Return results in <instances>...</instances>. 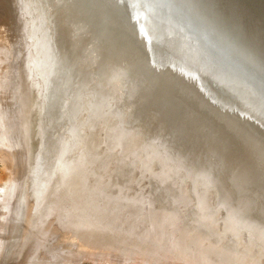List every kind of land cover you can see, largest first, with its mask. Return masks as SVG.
Returning <instances> with one entry per match:
<instances>
[{"label":"bare ground","instance_id":"bare-ground-1","mask_svg":"<svg viewBox=\"0 0 264 264\" xmlns=\"http://www.w3.org/2000/svg\"><path fill=\"white\" fill-rule=\"evenodd\" d=\"M100 1H101L100 6H102L101 16L103 17L105 24L99 27V32L101 30L100 34L102 36V39H104V42L107 43V50L109 51L111 48L113 49L111 45V35L115 34L117 43L122 44V46L126 47L125 53L123 54V56L126 57V65H121V68H122L121 73H123L124 75L126 73L132 74L131 75L132 78L135 77L137 81L136 83L137 90L135 91L136 97L131 98V100H134L135 102H137L139 109L142 108L140 106L142 102L140 99L145 100L147 102V106L150 109L151 107H152V110L155 109V112H154V117H155V126H154L155 133L154 134L155 136L148 135L149 141L147 139H144V140H147L145 141V143H143L142 140H141L142 142L140 141L142 143L141 150L144 149L143 151H141L143 153V158L141 159L142 162L140 163V167H145V169H148L149 167L150 169L152 167L153 163L151 162H153V160L157 164L155 172H153L152 169L149 170L152 174L151 177L154 179L153 181H155V182H152L154 183L153 187H150V189L152 188L151 191L154 196L153 198L156 200L157 203H160L159 206H162V205L164 206L172 205L173 206V204L176 205L177 202L173 200L174 199L173 197H170L171 194H169L165 186V183L173 184L174 182H176L175 177H179L178 179H180V177H182L183 179L185 178L189 182L188 183V186L190 188L189 191L194 194L199 204H200V201L205 202L204 201V197L206 195L205 193L207 189L211 187L215 192V194L213 195H216V198H217L216 203L218 201L220 207H224L223 209L226 211L225 215L222 216L221 220L223 221V223L225 222L223 229L228 230V234L231 236H228L226 241L223 240V242H221L223 243L222 247H219V245H217L218 248L216 246L215 250H212L210 248V246H212L210 245V242L209 243L205 242V245L202 246L201 239H200V243H201L200 244L199 242H197L198 240L196 241L193 240L194 238H191V236H190L191 239L186 240L187 244L184 245L185 248L179 246L178 243H177L178 244V248H177L176 246H174L175 244H172L173 243L172 241H171L172 243L169 244L170 240H168L167 242L166 240L162 239L163 241H166L168 245H166V242H162V240L161 242L160 240L158 242L152 241L153 243L146 241V243H148V246L146 245L143 246L140 244L138 250H136V247H135L136 243L133 242L131 239L135 238L134 235H136L135 232L137 231L136 229L138 228L131 227L129 225V222H126V223L124 222L125 224L123 225L119 223L122 222L123 220H127V221L129 220L130 222L133 223L131 224L135 226L134 224L138 223L137 220H139V218L144 213H146L144 216H146V218L148 216L152 219L151 221L148 220V222H150L149 225H151V228L149 227L151 229L149 233L154 232L156 235L159 234L161 236H164L165 234H167L166 233L167 229L165 230V228L168 226V224L166 223L165 217L170 216L171 213L168 215L167 213L168 211L164 210L163 212V210H161L162 208H158L159 209L158 210L156 207H154L156 208L155 210L154 209L146 210L145 208V210L143 209L144 212L137 213V211H134L137 209L133 210L131 205H129V207L131 208H129L128 210H122L121 212H117L119 210L117 209L116 206H114V208L116 209H114V212H113L114 214H112L111 216L112 218L107 220L108 224L106 226H103L100 223V221L89 222L88 227L98 229L95 232L90 231L91 238L86 236L87 238L86 239L85 236H81L79 239L80 243L77 244V248L69 246V244L71 245L73 243L71 240H68L66 241L68 244L67 246L68 248L67 247H66L67 249L63 248L64 249L63 250L61 249V246L59 247V245L53 244L52 240L55 237L52 236L53 234L49 233L51 232L52 228H49V227L45 228L46 226L42 225L43 223L41 224L42 227H40V225L38 226L41 220H44V224H46L45 221L48 222L49 220V222L51 223L52 221H54L55 218H57V220L61 219L62 221H64L63 223H65V226H68L69 221L72 218L71 212H70L71 205L69 204L71 200L69 199L71 190L69 187L66 188L67 186L66 179L68 175L64 174L65 175V178H64V175H62V172L64 171H62L61 173L60 171H58V166H59V163L61 162L60 161L56 165L57 171L55 175L50 180L48 192L43 191L42 193V195L44 196L43 201L46 202V204L44 203V205H42L43 202H41L42 206H40L41 207L40 212L39 213L35 212L36 213L35 218L37 219L36 221L38 223L36 227L37 226L38 227L35 228L32 233L29 234L30 236L28 239H30L31 242L27 239V241L30 242L29 246L32 244V247L30 246L31 249L28 247V251H30V254L29 253L28 254H29V257H31L29 264H67V263L79 262L84 259L94 261V262H101L105 260L109 264H112V263L113 264H185L183 261L188 262V264H195V263L238 264V262L235 261L236 260L235 258H237L236 256H239L240 260H242L241 259L242 257H240V255L243 256L244 260L246 259L245 258L246 256L243 255L242 253H239V251H235V250H238V249H235L233 251L235 252L236 256L231 257L230 252H225L227 248H231L228 246L231 245V242L232 244H235L233 243V241H236L239 237L240 232L244 231L246 233L244 236V241L246 240L248 234L250 235L253 234L254 241L260 244V247H262L261 245L262 243H260L261 239L259 238L260 239L259 241L256 235V234H259V232H262V230L258 231L257 229L254 228V226H256V228L263 227L264 229V224L262 223L264 219V201L260 202L258 200L261 198L264 199V0H100ZM107 4L109 5L107 6ZM85 5L86 4L84 3V1L78 0L79 7L82 8V7H85ZM100 6H99V0L93 1V7L95 10V13L99 12ZM121 10L125 11L126 13H124L122 17H119L118 11H121ZM127 20H128L127 28H125L123 21H127ZM98 21L100 22V18ZM66 25L70 26L68 24ZM59 26L61 27L58 30L59 44L57 43L55 39L56 44L50 47L51 50L49 48L51 52L50 57L52 56V54L53 55L55 54L57 56L56 58L57 62H54V64L56 63V67H59L61 64L60 63L61 60L59 61V59L62 58V54H65V57H69V53L66 52L68 48L65 46L64 47L62 46V37H61L62 31H64L65 34L68 33V27L61 26V25ZM18 35L20 34L18 33ZM18 39H19V36H18ZM63 42L66 44L68 43V38L66 36L63 38ZM118 48L119 46H116L117 57H120L122 54H120ZM4 49L6 48L4 47ZM121 50L123 51V49ZM107 54L111 56L113 59L114 52L112 54V52L109 51ZM137 54L139 55V58L136 59L135 57ZM41 55H44L43 59L41 58L40 61H38V63L34 62L33 68L35 69L36 67L35 71L37 72V75L40 77L41 76L43 77L44 75H46L43 70L47 68V64H45L44 62L45 61L49 62L51 61V59L48 60L47 58L48 56L47 49L46 51L41 52ZM34 60H36V58H34ZM62 63H64L66 66H69L72 70L76 66L74 65L75 60H73L71 56L68 58V61L66 62L62 61ZM2 64L4 65L5 63L3 62ZM118 64H120L119 60H118ZM15 65H16L15 70H14L13 76L11 77L13 79L12 80L10 79L8 81L9 83H6L4 85V83L7 82L6 80H8L7 78L5 79V74L1 75V79H0V82H1L0 83V111H1L0 154L1 152L5 151L4 149L9 151L12 155V160H13V164L15 168L14 169L15 172H13L14 176L12 179L13 183L11 182V184L8 186V190L6 189L5 192L3 191V197H2L3 199H1L2 214L0 215V264H21V260H22L21 259V256H22L21 247H23L21 245L22 244L21 243V239H22L21 238V219L23 218L22 214H24L23 210L26 207V204H27L26 197L28 195L26 193H24V195L23 193L21 194V140H22L21 139V135H22L21 129L23 127L22 124H24L23 121L25 120L27 121L29 118L26 117L25 120L23 119V115H26L28 111L27 113L23 112L24 108H22V105L25 106L26 104H24L25 102L23 103V100L21 98L22 96V93H21V87H22L21 77L22 76L21 74L22 73L19 72L20 71L19 63H15ZM162 67H164L167 70V72L164 74H161L160 72ZM135 73H136V76L134 75ZM56 80H58V77L56 78ZM141 80H146L147 86L141 85ZM9 84L11 86H9ZM24 85L25 84H23V86ZM190 85H194V86H191L193 87L191 88L192 90H190L189 88ZM82 86L83 85H80L79 87L83 88ZM10 88L14 89V92H12L11 94H10ZM197 90L202 94L203 97H201L200 93ZM204 90H205V94H204ZM75 92H77L76 87H75L74 93ZM130 93L133 96L134 91H131ZM194 93L195 95H193ZM110 94L111 96L113 95V93H110ZM203 99L204 101L209 100L211 104H214L213 108L206 109L205 106L196 104V101L203 100ZM115 100L116 98L114 99V101ZM123 103H124V100H123ZM124 105L128 106V104L126 103H124ZM113 107L115 109L118 108V107L117 108L115 107V104ZM96 110L94 112H96ZM112 111H110V108H109V112L111 113ZM114 112H116V110H114ZM97 113H99L100 115L99 111H97ZM117 113H118V110H117ZM116 114L114 116H116ZM127 114L130 116L128 112ZM114 120L116 121V119ZM122 120H124V117ZM164 120L165 122L169 124V127L167 129H163L165 128L163 127L165 126ZM51 122L52 121H50V123ZM50 123H48V125ZM114 124L116 125V123ZM111 125L113 124L111 123ZM123 125H121V127ZM92 127H93V124H92ZM109 127H112V126H109ZM125 127L122 128L121 131H123ZM117 129H120V128L118 127ZM134 130H136V128H134ZM110 131H114V130L110 129ZM126 131L128 130H125L124 132ZM160 131H161V134H163L162 132H165L167 134V137L171 140V143H174V144L176 143L178 145L180 144L179 145L181 147L180 151H176L177 153L170 154L169 150L162 147L160 142H162V140L164 142V139L161 140V138L157 137L160 135ZM71 132L73 131L70 130L69 134L67 135V138H65L64 140V142L66 140L68 141L70 149L72 148L70 146H72V144L74 143L72 140V137L74 136H72ZM89 133L92 134L91 132ZM136 134L138 135L137 132ZM92 135H94V133ZM87 136H90V135H87ZM107 137L108 135H106V138ZM247 137L251 138V141H250L251 146L247 145L248 148L253 147L256 151V153H254V157H255L253 160L254 163H252V161H249L246 157H244L243 148L246 145V143L243 142L241 138L248 139ZM23 138H25V136ZM96 140L97 139H95V141ZM137 140L139 139L137 138ZM64 142L62 144H64ZM124 142L125 141H123L121 138L120 144H119L120 148H123ZM83 143H86V142H83ZM93 143H96V142H93ZM93 143L91 145H93ZM168 144L169 143H167V145ZM105 146L109 148L108 143H106ZM96 148L97 147H95V149ZM123 149L125 150V148ZM181 150L184 151V155L181 153ZM70 152H72V150ZM70 152H66L67 156L65 157L67 158L64 157L66 159L65 160L66 163L67 162L72 163L70 162L71 156H69L68 154ZM202 152L204 154L210 153L214 155L216 160L222 163V167H224L225 170L228 168L230 172L232 173H228L226 171L227 176L225 179L218 178L216 175L211 174V171L207 170V165H203L202 160L200 161L198 160L199 158L197 156L200 155V153ZM212 152H214L216 155ZM4 155L6 154L4 153ZM4 155H3L4 158L0 156V162L3 164L2 165L3 177L1 181V183L3 182L2 185L6 184L8 177L10 179V177L12 176L9 173V169L11 166V162L8 158L9 156H7L6 158ZM57 155L60 158L59 160H62L63 158L61 157L62 153L57 152ZM195 155H196V158H195ZM129 157H131V155L123 156L122 158L123 162L120 163L118 167V169L120 170L118 176L120 178H125V177L130 178L131 176V173H129L130 171H127L129 167L131 168V164H129V162L131 163V161H129L130 159H128ZM89 159L90 158H88V160ZM99 163L101 162L99 161ZM75 168H77V166ZM176 170L181 171L180 174L182 175L179 176L175 174ZM80 171L82 172V170ZM114 172H118V171H114ZM100 174L102 173H99V175L98 174L96 175L100 176ZM90 176L91 175H88L89 177L88 179H90ZM92 176H94V173L92 174ZM79 178H81V176ZM83 178L85 177L83 176ZM91 178L94 179L95 177H91ZM64 179H65V182L63 181ZM229 179H231V182ZM97 181H99V178L97 179ZM1 183H0V188L2 187ZM63 183H65V190H63L62 188ZM94 183L96 184L97 182L94 181ZM95 184L93 185L96 187L101 185L100 184L97 186ZM76 185H78V182L77 184H75V187ZM86 185L88 186V184ZM118 185H122V183ZM91 187L92 186L87 187V188L89 189ZM128 187H131V186L129 185ZM99 188L101 190V186ZM113 188L115 189V187ZM118 188L117 190H119ZM246 188H248L249 191L254 190V193L256 191L255 196L251 195L254 198V200L255 198L257 200L255 209L253 211H252V207L250 206H251V203L254 201H252L251 203H248L247 199H245L246 201L242 200V197H244L242 194L243 193L246 194L245 192ZM105 189L106 187L105 188L103 187V190ZM95 190H98V189H95ZM124 190L121 189V191H118L119 194L116 193L115 196L113 195L114 193H112V195L114 196L113 197L114 199L117 197L116 198L117 202L115 201L116 203H119V201L122 200L121 195L124 192ZM141 191L143 192V190ZM84 192H83L84 194L88 193V192L86 193V191ZM99 193H98V196H99ZM107 194H109L108 191H107ZM92 196L93 198L95 197V195H92ZM107 197H105L106 200L109 199V198L107 199ZM159 197L162 198V200L159 199ZM39 198H41V196H38V200ZM95 198H97V196ZM110 198H111V195H110ZM76 199H73V200H76ZM80 200H83L82 204L83 202H85L84 199H80ZM131 203L132 202H130V204ZM86 204L87 203H85V206ZM91 204H92V201H91ZM91 204H87V205L88 206L90 205L91 207ZM93 204L95 203L93 202ZM96 204H95V207H96ZM98 204L100 205V203ZM111 205H113V203ZM121 205L119 206L121 207ZM52 206L53 207L56 206V208H52ZM76 206L77 204L75 205V207ZM88 206L85 208L82 206H79V207L88 209ZM101 206L103 207L105 205H103L102 203ZM111 207L112 206H108V209L110 210ZM120 207L119 209H121ZM176 207L177 208H175V210L178 209L179 206H176ZM237 207H241V210L246 211L247 213L245 218L239 217L241 219L240 221H238L235 216L239 213L233 211L234 208H237ZM105 208L106 207H104V209ZM150 208H153V207H150ZM216 208L213 207L212 209L209 210V212H207L208 215L210 213L212 220H214V211ZM112 210L113 209H111V211ZM77 211L78 210H76L75 213ZM82 211L85 212V210H82ZM199 211L201 210L199 209ZM100 213L101 215L104 214V212L102 213L101 211ZM100 213H97V214H100ZM132 213H134L135 217L131 219L130 216ZM192 215L194 216V214ZM186 216H189V215H186ZM73 217H74V214H73ZM190 217H191V214H190ZM93 218L92 220L95 219ZM108 218L109 217H107V219ZM116 218L117 220L113 221V219H116ZM154 218L159 220L157 222L159 223V225L156 223ZM205 218L203 220H205ZM247 218L252 219L253 221L248 220ZM96 220H98V217H96ZM162 220L163 222H161ZM176 220H179V219L177 218ZM182 220L183 221L179 222V225L180 223H183V222L188 223L190 218L188 219L184 217V219ZM203 220L201 224L207 221L205 220L203 222ZM144 221H147V220H144ZM172 221L170 220V222ZM194 221L196 222L197 219ZM141 222H142V219H141ZM191 222L193 224V220H191ZM59 223L61 222L59 221ZM147 223L145 224L147 225ZM153 223L157 224L158 226L154 227ZM192 224H191V227H192ZM140 226H143V225H139V227ZM184 226L186 225L181 224L180 228L185 229ZM195 226L197 225L195 224ZM202 226H205L206 228L207 225L203 224ZM144 227L146 226L144 225ZM171 227L172 226H170V228ZM208 227H209V224H208ZM197 229H194L193 231V229L188 227L187 231L190 230L192 233L197 231V233L198 232L200 233V231L203 230V227H202V230H197ZM208 229L210 228H207V230ZM210 230L208 231L210 232ZM53 231H56V230H53ZM144 231L142 229L141 230L139 229L137 232V235L140 236V233L142 235V232L144 233ZM169 231L171 233V230ZM174 232L176 235L175 237L173 236V238L176 239L177 237L179 240L180 237L179 235L177 236L178 231L175 230ZM154 233L152 235H154ZM204 233H206L205 230H204ZM204 233L202 235H204ZM214 233H217V232L214 231ZM219 233L220 231L218 232V234ZM146 235L147 234L144 233V237H146ZM159 235L158 237H160ZM216 235H214V237L212 236L211 240L219 237V235H217V237ZM149 236L150 235L148 234L147 237ZM263 237H264V234H263ZM92 238H95L96 240H93ZM139 239H141V237H139ZM151 239L156 240V238L150 237V240ZM218 239H221V238H218ZM87 240L90 243H87ZM98 240H100L101 242H99ZM52 244L54 246H52ZM149 244H153L151 245V247L153 248L149 247ZM213 245L215 246V244ZM130 247H134V251H129ZM245 247L250 249L249 247H247V245ZM164 249L168 250L170 252L169 255L171 256L164 254V252H166ZM207 250L211 252L210 256ZM204 253H207L209 258H207L205 256L206 254ZM249 255H252V254H249ZM254 256H256V253ZM200 258H203V260H201ZM251 259H254V258L252 257ZM248 260H250V258H248ZM257 260H261V259H257ZM250 262L252 261L250 260ZM242 264H248V263L245 261H242Z\"/></svg>","mask_w":264,"mask_h":264},{"label":"rangeland","instance_id":"rangeland-1","mask_svg":"<svg viewBox=\"0 0 264 264\" xmlns=\"http://www.w3.org/2000/svg\"><path fill=\"white\" fill-rule=\"evenodd\" d=\"M20 2H21V0H0V79H1V75H3V74H5V79L7 78L8 80H6L7 82H5L4 83V85L6 84V83H9L8 81L11 79H13V78H11L12 76H13V73H14V70H15V63H19V66H20V73H22L21 74V78H22V81H21V83H22V87H21V93H22V96H21V98H22V100H23V103L24 104H26L25 106H23L22 105V108H24L23 109V112H25V113H27V111H28V115L26 116V115H23V119L25 120L26 119V117H28L27 119L29 120V122H28V120L26 121H23V123L24 124H22V129H21V134L22 133H24L23 135L25 136V138H23L24 136L23 135H21V139H22V145H23V147L25 148V149H27V145H29L31 148H32V150L34 151V153H35V159H36V162L35 163H37V166H36V169H35V171H34V180H33V178H32V180H33V182L35 183H37L36 185H38L37 187H39L38 189H39V191L36 193V200H37V196H41V198H39V200H37L36 202L37 203H35L36 205H31L30 203L25 207V209L23 210V213L24 214H22V219H21V245L23 246V247H21V264H29L30 263V258L31 257H29V254H30V251H28V247L30 248V246L32 247V244L29 246V244H30V239H28L29 238V234L30 233H32L33 232V230L35 229V228H37L39 225H40V227H42V225H45L44 227L45 228H52L53 230H56V231H53L52 229H51V232H49L50 234H53L52 236L53 237H55V238H53V240H55V241H53L52 240V242H53V244H55V245H59V247L61 246V249H67L68 247V244H67V242L66 241H68V240H71L72 241V243L73 244H69V246H71V247H76L77 248V244L78 243H80L79 242V239H80V237L81 236H85V238H86V236L87 237H90V231H93V232H95V231H97L98 229H94V228H91V227H88V223L89 222H92V221H100V223L103 225V226H106L108 223H107V220H109L110 218H111V216H112V214H114L113 212H114V209H116V208H114V206H116L117 207V209L119 210V211H117V212H121L122 210H128L129 208H131V207H129V204H130V202H132L131 204V206H132V208H133V210L134 209H137V210H134V211H137V213H140V212H144V210H145V208H146V210L147 209H158V208H162L161 210H163V212H164V210L165 211H168L167 213H168V215L170 214V216H167V217H165V219H166V223L168 224V226L165 228V230L167 231L166 233L167 234H165L164 236H161V235H159V234H155L154 232H152V233H149L150 231H151V225H149L150 224V222H148V220L149 221H151L152 219L150 218V217H148L147 216V218H146V216H144L146 213H144L140 218L142 219V222H141V219L139 218V220H137V222L138 223H136V224H134L135 226H133L132 224V222H130L129 220L127 221V220H123V219H121V220H123L122 222H120L119 224H125L126 222H129V225L131 226V227H135V228H138V229H136L137 231L135 232V234L136 235H134V237L135 238H133V239H131L133 242H135L136 243V245H135V247H136V250H138V248H139V246H140V244L141 245H143V246H148V243H146V241L147 242H152V241H156V242H158L159 240H160V242H161V240L163 239V240H166L167 242H168V240H170L169 241V244L170 243H172V244H175L174 246H176L177 248H178V244H179V246H181V247H184L185 248V244H187L186 242V240L187 239H191V238H194L193 240H198L197 242H199L200 243V239L202 240L201 241V243H202V246H204L205 245V242H210V245H212V246H210V248L212 249V250H215V247L217 246V245H219V247H222V245H223V243H221V242H223V240L224 241H226V239L228 238V236H231V235H229L228 234V230H226V229H223L224 228V225H225V222L223 223V221L221 220V218H222V216H224L225 215V213H226V211L223 209L224 207H221L222 209H218V207L215 209V211H214V220H212L211 219V216H210V213H209V215H208V213L207 212H209V210L210 209H212V205H210V203H208L207 204V201H209L210 202V200L212 199L213 200V202H215L216 203V195H213V194H215V192H214V190L211 188V187H209L208 189H207V191H206V195H205V197H204V201L205 202H200V204L198 203V200H196V197L194 196V194L193 193H191L190 191H189V186H188V181L184 178H182V177H180V179H178L179 177H175V179H176V182H174L173 184H171V186H174V187H172L173 189H172V191L171 192H169V194H171V196L170 197H173L172 199L175 201V202H177L176 203V205L175 204H173V206L171 207V206H164V205H162V206H159L160 205V203H157L156 202V200L153 198L154 196H153V193H152V191H151V189H150V187H153V184L154 183H152V182H155V181H153L154 179L151 177L152 176V174H151V172L149 171V170H151L152 169V171L153 172H155V170H156V162L153 160V162H151V163H153L152 164V167H151V165H150V169H149V167H148V169H145V167H140V163L142 162L141 161V159L143 158V153L141 152V151H143L144 149H142L141 150V147H142V141H143V143H145V140H144V135H145V131L144 130H134V128H135V126H134V124H133V122H131V116H129L128 114H127V112H128V110H126L127 108H128V106H129V102H128V100H125L124 98H123V95L120 93V92H118V91H115V92H112V90L110 89V91L108 92V94H106V96H104L103 98H100V100H98V101H96V103H94V105H93V103H92V105H89V104H87V105H85V107H81V109L79 110V112H76V114H75V119H74V121H73V123L75 124V128H76V130H75V132L73 133L74 135V137H72V140H73V144H72V146H70V147H72L71 149L69 148V150H65L64 149V147L62 146L63 144V142H64V140H65V138L67 137V135L69 134V133H67L66 134V136H64V132H67V129L69 130L70 128H71V125H72V119L70 118V115H69V117L67 118L66 117V111H67V108H68V104H72L73 103V99L72 98H70V97H68V99H67V96L65 97L64 96V93L63 92H58V94H57V96H56V99H54L55 100V103H57V106L55 107V105L54 106H52L51 107V111H50V113H51V115H49L48 117L47 116H43L44 117V120L42 119V116L40 117V113L42 114V112L40 111V113H39V111H38V104L40 105L41 104V102H43V96L44 95H46V92L48 91V88H45V86H43V85H45V80H43V78H39L40 76H38L37 75V72L35 71L36 70V67H35V70L32 68V59H33V54H35L34 52L36 51V42H37V40H36V31H35V28H34V26L36 25V21H35V19L34 18H31L30 19V14H29V18H28V12H26L25 10H26V8L24 9V7L22 8L20 5ZM10 4H13V7L12 6H10V8L12 9H14V15H13V19L12 20H14V22L16 23V29L14 28L13 30L11 29V22H9V15H10V8H9V5ZM21 7V8H20ZM20 10H21V19H20V25H18L17 23H18V18L20 17V15L18 16V12L17 11H19L20 12ZM34 19V20H33ZM30 21H32L31 22V25H29V23L28 22H30ZM19 30V31H18ZM16 31H18V32H16ZM18 33L20 34V35H18ZM18 36H19V39H18ZM28 38V39H27ZM29 40V41H28ZM17 41V42H16ZM8 42V43H7ZM5 45V46H4ZM2 46V47H1ZM6 48V49H4V47ZM8 46V47H7ZM17 47V48H16ZM4 50V51H3ZM7 51H8V53H7ZM18 51V52H17ZM28 51V52H27ZM33 52V53H32ZM3 56H2V55ZM5 54V55H4ZM30 54V55H29ZM28 55H29V57H28ZM32 57V58H31ZM5 63L4 65L2 64V63ZM12 62V63H11ZM27 62V63H26ZM29 64H30V66H29ZM26 66V67H25ZM28 66V67H27ZM22 67V68H21ZM29 67H30V69H29ZM4 69V70H3ZM24 69V70H23ZM25 69H26V71H25ZM4 72V73H3ZM16 72H17V70H16ZM58 77V76H57ZM56 77V78H57ZM56 78L53 80V79H51L52 81H49L50 82V84H53V85H56V83H57V81L58 80H56ZM56 81V82H55ZM11 82V81H10ZM24 82V83H23ZM55 82V83H54ZM1 83V82H0ZM23 84H25L24 86H23ZM8 85V84H7ZM13 85V84H12ZM9 86H11L10 84H9ZM30 88V89H29ZM34 89V90H33ZM23 91V92H22ZM12 92H14V89L13 88H10V94L12 93ZM116 92H118V93H116ZM24 93V94H23ZM110 93H113V95L111 96V94ZM61 94V95H60ZM110 94V95H109ZM118 94H119V96H118ZM23 95H24V97H25V99H24V97H23ZM30 95V96H29ZM60 96V97H59ZM121 96H122V98H121ZM101 97V96H100ZM107 97H109V98H107ZM112 98V99H111ZM116 98V100L114 101V99ZM118 98H120V99H118ZM123 100H124V103H126V104H128V106L127 105H124V103H123ZM26 101H27V103L28 104H30V105H28L27 103H26ZM83 101V103H86L87 102V96H86V99L85 100H82ZM101 101V102H100ZM113 101V102H112ZM126 101V102H125ZM105 102H107V103H105ZM120 102H122V103H120ZM53 103H54V101H53ZM104 103V104H103ZM119 103V104H118ZM114 104H115V107L117 108V109H115L113 106H114ZM118 104V105H117ZM123 104V105H122ZM32 105V106H31ZM112 105V106H111ZM117 105V106H116ZM84 106V105H83ZM92 106V107H91ZM106 106V107H105ZM123 106V107H122ZM108 107V108H107ZM121 107V108H120ZM127 107V108H126ZM28 108H30V109H28ZM94 108V109H93ZM97 110H96V109ZM100 108V109H99ZM107 110H106V109ZM109 108H110V111H112L113 109L114 110H116V112H114V110L110 113L109 112ZM28 109V110H27ZM53 109V110H52ZM92 110V111H91ZM96 110V112H94ZM117 110H118V113H117ZM97 111H99L100 112V115H99V113H97ZM105 111V112H104ZM53 112V113H52ZM122 112V113H121ZM93 113V114H92ZM116 114V116H114L115 114ZM121 113V114H120ZM129 113V112H128ZM24 114V113H23ZM96 114H98V115H96ZM121 116H120V115ZM130 114V113H129ZM118 115V116H117ZM125 115V116H124ZM37 116V117H36ZM92 116V117H91ZM124 117V120H122L123 119V117ZM130 118H128V117ZM121 117H122V119H121ZM51 120H50V119ZM71 119V120H69L68 122H67V120L66 119ZM86 118V119H85ZM95 118V119H94ZM112 118H113V120H112ZM54 119H55V121H54ZM62 119V120H61ZM114 119H116V121L114 120ZM47 120H48V122H47ZM95 120V121H94ZM121 120H122V122H121ZM50 121H52L51 123H50ZM113 121V122H112ZM119 121V122H118ZM127 121V122H126ZM26 122H28V123H26ZM94 122V123H93ZM131 122V123H130ZM0 123H1V111H0ZM45 123V124H44ZM48 123H50L49 125H48ZM62 123V124H61ZM111 123L113 124V125H111ZM114 123H116V125L114 124ZM120 123V124H119ZM122 123V124H121ZM61 124V125H60ZM69 124H70V126H69ZM92 124H93V127H92ZM124 124V125H123ZM47 125V126H46ZM54 125V126H53ZM91 125V126H90ZM120 125V126H119ZM121 125H123L122 127H121ZM125 125H126V127H125ZM129 125H132V127L130 126V128H132V129H128V131H126V132H128V133H126V132H124L125 130H127L126 128H128L129 127ZM26 126V127H25ZM33 126V127H32ZM42 126V127H41ZM50 126V127H49ZM109 126H112V127H109ZM50 129H49V128ZM52 127V128H51ZM67 127V128H66ZM120 128V129H117V128ZM125 127V129L123 130V131H121V129L122 128H124ZM46 128V129H45ZM114 128V129H113ZM88 129V130H87ZM92 131H91V130ZM93 129H95V130H93ZM110 129H112V130H114V131H110ZM115 129H116V131H115ZM47 130V131H46ZM60 130V131H59ZM90 130V131H89ZM87 131H89V132H91L92 134L94 133V135H92V134H90L89 132H87ZM131 131H132V133H131ZM135 131V132H134ZM60 132V133H59ZM86 132V133H85ZM109 132H110V134H112V135H110L109 134ZM115 132H116V134H115ZM133 132H134V134H133ZM136 132L138 133V135L136 134ZM144 132V133H143ZM49 133V134H48ZM122 133V134H121ZM27 134V135H26ZM119 134H121V135H119ZM123 134H124V136H123ZM127 134V135H126ZM136 134V135H135ZM140 134H142V135H140ZM144 134V135H143ZM37 135H39V136H37ZM50 135V136H49ZM81 135V136H80ZM85 135V136H84ZM87 135H90V136H87ZM106 135H108V137L110 138H106ZM110 135V136H109ZM130 135V136H129ZM94 136V137H93ZM112 136V137H111ZM124 137V139H123V141H127V142H124V146H123V148H125V150L123 149V148H121L120 149V147H119V144H120V142H118V140L116 139V138H118V137ZM136 136V137H135ZM37 137H38V139H37ZM48 137V138H47ZM59 138V140H58V138ZM89 137V138H88ZM96 137V138H95ZM126 137V138H125ZM139 137H141V138H139ZM86 140H84V139ZM92 138H94V139H92ZM133 138V139H132ZM137 138L139 139V140H137ZM95 139H97L96 141H95ZM132 139V140H131ZM75 140V141H74ZM93 140V141H92ZM104 140H105V142H104ZM107 140H108V142H107ZM112 141V143H111V141ZM113 140H115V141H113ZM135 140V141H134ZM142 140V141H141ZM58 141V142H57ZM89 141V142H88ZM103 141V142H102ZM141 141V142H140ZM47 142V143H46ZM77 142V143H76ZM83 142H86V143H83ZM93 142H96V143H93V145H91ZM114 142V143H113ZM132 142H134V143H132ZM106 143H108V145H109V148H110V150H109V148H107V146H105L106 145ZM128 143V144H127ZM27 144V145H26ZM111 144V145H110ZM137 144V145H136ZM39 145V146H38ZM62 147H61V146ZM78 145V146H77ZM98 145V146H97ZM102 145V146H101ZM127 145V146H126ZM41 146V147H40ZM82 146V147H81ZM90 146H92V147H90ZM94 146V147H93ZM101 146V147H100ZM105 148H104V147ZM95 147H97L96 149H95ZM140 147V148H139ZM58 148V149H57ZM84 148H86V149H84ZM127 148V149H126ZM4 149V148H3ZM103 149V150H102ZM136 149V150H135ZM139 149V150H138ZM5 151H3V152H1V154H0V156L2 157V158H4L3 157V155H4V153L6 154V155H4L6 158H7V156H9L8 158H9V160H10V162H11V166H10V169H9V173H10V175H12L11 177H10V179H9V177H8V180H7V182H6V184H3L2 185V183H1V181H2V177H3V169H2V163L0 162V183H1V185H2V187L0 188L1 190H0V215L2 214V202H1V199H3L2 197H3V191L5 192V190L7 189L8 190V186L11 184V182L13 181L12 179H13V176H14V173L13 172H15L14 171V164H13V160H12V155H11V153L9 152V151H7L6 149H4ZM72 150V152H70ZM88 150V151H87ZM94 150V151H93ZM138 150V151H137ZM45 151V152H44ZM85 151H87V152H85ZM93 151V152H92ZM127 151V152H126ZM57 152L58 153H62V156L61 157H63L62 158V160H59L60 158H59V156L57 155ZM66 152H70V153H68L69 154V156H71V160H70V162H72V163H74V164H72V163H68V165H67V163H66V159L65 158H67V157H65V156H67V153ZM80 152V153H79ZM85 152V153H84ZM125 152V153H124ZM129 152V153H128ZM137 154H136V153ZM83 153V154H82ZM110 153V154H109ZM132 153V154H131ZM134 153V154H133ZM90 154V155H89ZM93 154V155H92ZM104 155V156H103ZM129 155H131V157H129L128 159H130L129 161H131V163L129 162V164H131V168L129 167L128 169H127V171H130L129 173H131V176H130V178H125V179H127L128 181L126 182V185H124V184H122L121 185V187H119L120 185H118V184H121L122 182L120 181V179L118 178V172H114V171H119V169H118V167H119V165H118V163L120 162V160L123 158V156H129ZM133 155V156H132ZM95 156V157H94ZM65 157V158H64ZM75 157V158H74ZM93 157V158H92ZM57 158V159H56ZM88 158H90L89 160H88ZM84 159V160H83ZM86 159H87V161H86ZM93 159V160H92ZM49 160V161H48ZM51 160V161H50ZM82 160V161H81ZM97 160V161H96ZM62 163H61V162ZM93 161V162H92ZM99 161L101 162V163H99ZM119 161V162H118ZM60 162V163H59ZM89 162H90V164H89ZM107 162V163H106ZM48 163V164H47ZM59 163V166H58V171L60 170L59 168H61V170H63L64 172H66L67 171V181H68V187L70 188V190H71V194H70V197H69V199H71L70 200V202H69V204L71 205L70 206V212H71V216H72V220L70 219V221H69V225L68 226H65V223H63L64 221H62L61 219H58L57 220V218H55L54 219V221H52L51 223L49 222V220H48V222L47 221H45V223L46 224H44V220H41V222H40V224H38L37 223V219L35 218L36 216H35V214L36 213H39L40 212V209H41V207L40 206H42V205H44V203L46 204V202H44L43 200H44V196L42 195V193H43V191H46V192H48V188H49V183H50V180H51V178L54 176V173H56V169H57V167H56V165ZM66 163V164H65ZM96 164V165H94V164ZM121 163V162H120ZM16 165V164H15ZM70 165V166H69ZM73 165H74V167H73ZM81 165V166H80ZM87 165V166H86ZM93 165V166H92ZM118 165V166H117ZM68 166V167H67ZM77 166V168H75ZM80 166V167H79ZM85 166V167H84ZM89 166V167H88ZM100 166V167H99ZM16 167V166H15ZM81 167H83V168H81ZM114 167V168H113ZM73 168H74V170H73ZM80 168V169H79ZM87 168V169H86ZM99 168V169H98ZM116 168V169H115ZM142 168V169H141ZM144 168V169H143ZM96 169V170H95ZM98 169V170H97ZM104 169V170H103ZM141 169V170H140ZM71 170V171H70ZM80 170H82V172L80 171ZM85 170V171H84ZM91 170V171H90ZM86 171H87V173H86ZM89 171V172H88ZM94 171V172H93ZM95 171H97V172H95ZM107 171V172H106ZM42 172V173H41ZM69 172H71V174H69ZM90 172H91V174H90ZM94 173V176H92V174ZM180 172L181 171H179V170H176L175 171V174H177V175H182V174H180ZM79 173H81V174H79ZM99 173H102V174H100V176H97L96 174H98L99 175ZM114 173V174H113ZM103 174H105V175H103ZM109 174V175H108ZM117 175V177H116V175ZM151 174V175H150ZM74 175V176H73ZM77 175V176H76ZM88 175H91L90 176V179H88L89 177H88ZM112 175H114L115 176V178H114V176H112ZM81 176V178H79ZM83 176L85 177V178H83ZM105 176V177H104ZM108 176V177H107ZM153 176H154V174H153ZM78 177V178H77ZM91 177H98L99 178V181H97V179L98 178H91ZM104 177V178H103ZM45 178V179H44ZM64 178H65V175H64ZM110 178V179H109ZM117 178V180H115ZM142 178V179H141ZM47 179V180H46ZM86 179V180H85ZM104 179V180H103ZM111 179H113V180H111ZM41 180V181H40ZM65 180V179H64ZM63 180V181H64ZM87 180H89V181H87ZM112 182H111V181ZM93 181V182H92ZM94 181L95 182H97L96 184L94 183ZM115 181V182H114ZM149 181V182H148ZM65 182V181H64ZM77 182H78V185H76V187H75V184H77ZM88 182V183H87ZM90 182H92V183H90ZM100 182V183H99ZM117 182V183H116ZM13 183V182H12ZM99 183V184H98ZM86 184H88V186L86 185ZM93 184H95V185H100L101 186V190H100V186H98V187H96V186H94ZM159 184V183H158ZM166 184V183H165ZM183 184V185H182ZM73 185V186H72ZM104 185V186H103ZM118 185V186H117ZM131 186V187H128V186ZM180 185H181V187H180ZM71 186V187H70ZM85 186V187H84ZM90 186H94L93 188L91 187V188H87V187H90ZM107 186H108V188H107ZM117 186V187H116ZM125 186H127V187H125ZM161 186V185H160ZM65 187V183H64V185H63V188ZM103 187L105 188L106 187V189L105 190H103ZM110 187H112V188H110ZM113 187H115V189L113 188ZM119 187V188H118ZM155 187H156V185H155ZM157 187H159V186H157ZM177 187H178V189H177ZM180 187V188H179ZM32 188H33V184H32ZM85 188V189H84ZM86 188H87V190H86ZM98 189V190H95V189ZM110 188V189H109ZM117 188L119 189V190H117ZM166 188H167V190H169L168 189V186H166ZM184 188V189H183ZM47 189V190H46ZM91 189V190H90ZM121 189H125L124 190V192L122 193V197L123 198H128V199H123L122 198V200H125L126 202H127V200H128V206L126 205V202L125 201H119V203H116L115 201H113V200H111V201H109V199L108 198H110V195H111V197H113V195L115 196V194H113L112 195V193H116V192H118V191H121ZM180 189H182V190H180ZM187 189V190H186ZM79 190V191H78ZM81 190V191H80ZM90 190V191H89ZM138 190V191H137ZM141 190H143V192L141 191ZM146 190V191H145ZM40 191H42V192H40ZM78 191V192H77ZM84 191H86V193L89 195H87V194H84L85 192ZM94 193H93V192ZM98 191V192H97ZM107 191H108V193L109 194H107ZM129 191V192H128ZM149 191V192H148ZM183 192L182 193V195L179 193H177V192ZM212 191V192H211ZM81 194H80V193ZM84 192V193H83ZM91 192V193H90ZM100 192V193H99ZM138 192V193H137ZM145 192H147V193H145ZM77 193V194H76ZM83 193V194H82ZM90 193V194H89ZM93 193V194H92ZM98 193H99V196H98ZM129 193V194H128ZM132 193V194H131ZM142 193V194H141ZM27 194V193H26ZM105 194H107L108 195V197H107V195H105ZM131 194V195H130ZM146 194V195H145ZM175 194V195H174ZM28 195H30V194H28ZM27 195V197H30V196H28ZM79 195V196H78ZM85 195H87V196H85ZM90 195H91V197H90ZM92 195H95V197L97 196V198H93V196ZM103 195V196H102ZM105 195V196H104ZM133 195H135V196H133ZM144 195V196H143ZM152 195V196H151ZM76 196V197H75ZM81 196H82V198H81ZM86 198H85V197ZM128 196V197H127ZM138 196V197H137ZM175 196V197H174ZM181 196V197H180ZM27 197H26V199H27ZM89 197V198H88ZM98 197H99V199H98ZM103 197V198H102ZM105 197H107V199L108 200H106V198ZM130 197V198H129ZM144 199H143V198ZM189 197V198H188ZM77 198V199H76ZM79 198V199H78ZM73 199H76V200H73ZM80 199H84V201L85 202H83V204H82V201L83 200H80ZM96 199V200H95ZM102 199V200H101ZM143 199V200H142ZM159 199H161L162 200V198H160L159 197ZM183 199V200H182ZM185 199V200H184ZM193 199H194V202H193ZM208 199V200H207ZM77 200H78V202H77ZM101 200V201H100ZM106 200V201H105ZM147 200V201H146ZM179 200V201H178ZM91 201H92V204H91ZM100 201V202H99ZM134 201V202H133ZM171 201V200H170ZM181 201H183V202H181ZM39 202V203H38ZM41 202H43L42 203V205H41ZM75 202V203H74ZM80 202V203H79ZM93 202L96 204L97 202L98 203H100V205L98 204H96V207H95V204H93ZM109 202V203H108ZM113 203V205H111L112 203ZM115 202V203H114ZM154 202V203H153ZM156 202V203H155ZM161 202V201H160ZM168 202H169V200H168ZM26 203H27V201H26ZM72 203V204H71ZM79 203V204H78ZM85 203H87V204H91V207H90V205L88 206L87 204H86V206H85ZM102 203H103V205H105V206H101L102 205ZM111 203V204H110ZM77 204V206H78V208H77V206L75 207V205ZM108 204V205H107ZM115 204V205H114ZM121 205V207L119 206V205ZM181 204V205H180ZM183 204H185V205H183ZM204 204H205V206H204ZM94 205V206H93ZM140 205V206H139ZM175 205V206H174ZM79 206H82V207H87L88 206V209L86 208V209H84V208H81V207H79ZM108 206H112L111 208H110V210L108 209ZM125 206V207H124ZM134 206H135V208H134ZM145 206V207H144ZM153 207V208H150V207ZM176 206H179L178 207V209H176L175 210V208H177ZM204 206V207H203ZM207 206V207H206ZM74 207V208H73ZM95 209H94V208ZM102 207V208H101ZM104 207H106L105 209H104ZM119 207L121 208V209H119ZM128 207V208H127ZM154 207H156V208H154ZM209 207H211V208H209ZM52 208H56V206L55 207H53L52 206ZM81 208V209H80ZM98 208V209H97ZM123 208V209H122ZM127 208V209H126ZM208 208V209H207ZM37 209V210H36ZM94 209V210H93ZM100 209V210H99ZM107 209V210H106ZM111 209H113L112 211H111ZM144 209V210H143ZM199 209L201 210V211H199ZM207 209V210H206ZM76 210H78L76 213H75V211ZM82 210H85V212H83ZM89 210V211H88ZM95 210H97V211H95ZM99 210V211H98ZM133 210H132V212H133ZM143 210V211H142ZM159 210V209H158ZM171 210V211H170ZM198 210V211H197ZM221 210V211H220ZM95 212V214L97 215H95L94 214V212ZM100 211L103 213L104 212V214H102L101 215V213H100ZM107 211V212H106ZM177 211H178V213H177ZM36 212V213H35ZM73 212V213H72ZM80 212V213H79ZM83 212V213H82ZM110 212V213H109ZM179 212H180V214H182V215H180L179 214ZM201 212H202V217L201 218H199L197 215H200L201 214ZM206 212V213H205ZM224 212V213H223ZM85 213V214H84ZM97 213H100V214H97ZM173 213V214H172ZM73 214H74V217H73ZM82 214V215H81ZM105 214H107V215H105ZM119 214H121V213H119ZM156 214V213H155ZM190 214H191V217H190ZM192 214H194V216L192 215ZM207 214V215H206ZM85 215V216H84ZM93 215H95V216H93ZM101 215V216H100ZM105 215V216H104ZM184 215V216H183ZM186 215H189V216H186ZM33 216V217H32ZM81 216V217H80ZM88 216V217H87ZM109 217L108 219H107V217ZM193 216V217H192ZM197 216V217H196ZM205 216H206V218H205ZM86 217V218H85ZM95 219H94V218ZM96 217H98V220H96ZM131 219L132 218H134L135 216H134V213H132L131 214ZM143 217V218H142ZM151 217H152V215H151ZM159 217V216H158ZM170 217H171V219H170ZM184 217H186V218H190V222H191V220H193V224H194V226H195V224L197 225V226H195V228H194V226H193V224H192V222L190 223L189 221H188V223H185V222H183V223H180V225H179V222H181V221H183L182 219H184ZM32 218V219H31ZM78 218V219H77ZM90 218V219H89ZM92 218L94 219V220H92ZM100 218H101V220H100ZM106 220H105V219ZM124 218V217H123ZM145 218V219H144ZM179 219V220H176V219ZM205 218V220H207V221H205V220H203ZM208 218V219H207ZM211 219V221H210V219ZM46 219V218H45ZM75 219V220H74ZM85 219V220H84ZM155 219V221H156V223L159 221V220H157L156 218H154ZM197 219V221L195 222L194 220H196ZM201 219V220H200ZM226 219V218H225ZM81 220V221H80ZM89 220V221H88ZM104 220V221H103ZM144 220H147V221H144ZM170 220L172 221V222H170ZM202 220H203V222L205 221L206 222V224H205V222L204 223H202L201 224V222H202ZM55 221H57V222H55ZM59 221L61 222V223H59ZM74 221V222H73ZM114 221V220H113ZM39 222V221H38ZM55 222V223H54ZM104 224H103V223ZM125 222V223H124ZM141 222V223H140ZM148 222V223H147ZM154 222V221H153ZM161 222H163V220L161 221ZM170 222V223H169ZM43 223V224H42ZM132 223V224H131ZM143 223V224H142ZM145 223H147V225L145 224ZM199 225H198V224ZM212 223V224H211ZM214 223V224H213ZM221 223H223V224H221ZM38 224V226L36 227V225ZM42 224V225H41ZM47 224H48V226H47ZM154 224V227L155 226H158L159 225V223H157V224H155V223H153ZM175 224H176V226H175ZM181 224L183 225V224H185L186 226H184L185 227V229L183 228V229H181L180 228V226H181ZM191 224H192V227H191ZM207 225L206 226V228H205V226H202V225ZM208 224H209V227H208ZM57 226V227H55V226ZM61 225V226H60ZM139 225H143V226H140V227H142V228H140L139 227ZM144 225L146 226V227H148V228H146V227H144ZM51 226V227H50ZM52 226H54V227H52ZM163 226V225H162ZM170 226H172L171 228H170ZM175 226V227H174ZM179 226V227H178ZM212 226V227H211ZM218 226V227H217ZM222 226V227H221ZM63 227V228H62ZM144 227V228H143ZM150 227V228H149ZM169 227V228H168ZM183 227V226H182ZM188 227H190L191 229H193V231H194V229H197V230H202V227H203V230L202 231H200V233L198 232L197 233V231L196 232H194V233H192L190 230H188L187 231V229H188ZM162 228V227H161ZM178 228H179V230H178ZM201 228V229H200ZM205 228V229H204ZM207 228H213V229H208V230H210V232L207 230ZM216 228V229H215ZM217 228H218V230L220 231V233L218 234V230H217ZM222 228V229H221ZM64 231H63V230ZM143 230L144 231V229H145V231H147V232H145L144 231V233L145 234H147L146 235V237L148 236V234L150 235L149 237H144V233L142 232V235H141V233H140V236L139 235H137V232H138V230ZM150 229V230H149ZM177 230L178 231V233H177V236L179 235V240H180V242H179V240H178V238L176 237V239L175 238H173V236L175 237V230ZM181 229V230H180ZM49 230V229H48ZM61 230V231H60ZM149 230V231H148ZM169 230H171V233H172V235H171V233H170V231ZM204 230L206 231V233H204ZM217 230V231H216ZM62 233H60V232ZM191 233H190V232ZM214 231L215 232H217V233H214ZM59 232V233H58ZM140 232V231H139ZM183 232V233H182ZM188 232V233H187ZM211 232H213V233H211ZM227 232V233H226ZM55 233V234H54ZM154 233V235H152ZM170 233V234H169ZM204 233V235H202ZM24 234H25V236H24ZM196 234H197V236H196ZM201 234V235H200ZM208 234V235H207ZM219 235V237L218 238H221V239H218V238H216V239H212L211 240V237L213 236L214 237V235ZM245 232L244 231H241L240 232V234H239V237H238V239L235 241L236 242V244H232V242H231V245H229L228 247H231V248H233V249H231V248H227L226 249V251L225 252H230L231 254V257H235L236 256V254H235V252L233 251V250H235V249H238V250H235V251H239V253H242L243 255H245L246 257V259L244 260L243 259V256L242 255H240V257H242L241 259L242 260H240L239 259V256H236L237 258H235L236 260L235 261H237L238 262V264H242V261H245V262H247L248 264H264V247H263V245H262V247H260V244H258V243H256L255 241H254V237L253 236H250L249 234L247 235L248 237L246 238V240L244 241V236H245ZM62 235V236H61ZM152 235V236H151ZM155 235H156V237H155ZM158 235L160 236V237H158ZM168 235V236H167ZM172 237H171V236ZM182 235V236H181ZM187 235V236H186ZM217 235H216V237H217ZM222 235V236H221ZM64 236V237H63ZM190 236H191V238H190ZM207 236V237H206ZM210 236V237H209ZM139 237H141V239H139ZM150 237L151 238H156V240H153V239H151L150 240ZM165 237H166V239H165ZM168 237V238H167ZM170 237V238H169ZM183 239H182V238ZM189 237V238H188ZM196 237H198V238H196ZM203 239H202V238ZM62 238V239H61ZM91 238V237H90ZM185 238V239H184ZM196 238V239H195ZM242 240H240V239ZM27 239L30 241V242H28L27 241ZM87 239V238H86ZM93 240H96L95 238H92ZM175 239V240H174ZM150 240V241H149ZM162 240V242H166V241H163ZM238 240H240V241H238ZM252 240H253V242H252ZM24 241V242H23ZM99 242H101L100 240H98ZM172 241V242H171ZM214 241V242H213ZM231 241V240H230ZM245 243H244V242ZM75 242V243H74ZM166 242V245H168V243ZM216 242V243H215ZM239 242V243H238ZM87 243H90L88 240H87ZM97 243V242H96ZM153 243V242H152ZM178 243V244H177ZM200 243V244H201ZM204 243V244H203ZM218 243V244H217ZM234 243V242H233ZM244 243V244H243ZM52 244V246H54ZM213 244H215V246L213 245ZM247 245V247H249L250 249H248V248H246L245 246ZM151 245H153V244H149V247H151ZM235 245V246H234ZM138 246V247H137ZM67 247V248H66ZM236 247V248H235ZM253 247V248H252ZM254 247H256V248H254ZM151 248H153V247H151ZM217 248H218V246H217ZM216 248V249H217ZM25 249V250H24ZM31 249V248H30ZM29 249V250H30ZM63 249V250H64ZM24 250V251H23ZM155 250V249H154ZM165 250V249H164ZM230 250V251H229ZM245 250V251H244ZM248 250V251H247ZM251 250V251H250ZM259 250V251H258ZM28 251V252H27ZM97 251V250H96ZM129 251H134V247H130L129 248ZM166 252H164V254H166V255H169L170 254V252L168 251V250H165ZM208 251V250H207ZM24 252V253H23ZM209 252V256H210V254H211V252L210 251H208ZM234 252V253H233ZM251 252V253H250ZM29 253V254H28ZM127 253H129V252H127ZM232 253H233V255H232ZM245 253V254H244ZM255 253H256V256H254L255 255ZM132 254V253H131ZM204 254H206L205 256L207 257V258H209V256L207 255V253H204ZM249 254H252V255H249ZM254 254V255H253ZM263 255V256H262ZM169 256H171V255H169ZM248 256V257H247ZM213 257V256H212ZM254 258V259H251V258ZM257 257V258H256ZM259 257V258H258ZM248 258H250V260L252 261V262H250V260H248ZM201 260H203V258H200ZM216 259V258H215ZM257 259H261V260H257ZM263 259V260H262ZM31 260H33V259H31ZM45 260V259H44ZM43 260V261H44ZM217 260V259H216ZM215 260V261H216ZM239 260V261H238ZM249 261V262H248ZM182 262V261H181ZM185 264L187 263L188 264V262H185V261H183ZM241 262V263H240ZM263 262V263H262ZM67 264H109L107 261H105V260H103V261H101V262H94V261H90V260H87V259H84V260H82V261H79V262H75V263H67ZM113 264V263H112ZM195 264H202V263H195Z\"/></svg>","mask_w":264,"mask_h":264},{"label":"water","instance_id":"water-1","mask_svg":"<svg viewBox=\"0 0 264 264\" xmlns=\"http://www.w3.org/2000/svg\"><path fill=\"white\" fill-rule=\"evenodd\" d=\"M80 1H84V3L86 4L85 7H82V8L79 7L78 0H21L20 2L21 4L20 6L22 8L24 7V9L26 8L25 11L28 12V18L30 14V19L34 18L36 21V25L34 26V28L36 31L37 42H36V48H35L36 51L34 52L35 54H33V59H32V68L34 67V62L38 63V61H40L41 58L43 59L44 55H41V52L46 51V49H47V54H48L47 58L48 60L51 59V61L49 62L47 61L44 62L45 64H47V68L43 70L46 75H44L43 77L42 76L39 77L45 80V85L43 86H45V88H48L46 95L43 96V102H41L40 105L38 104V111L39 113L40 111L42 112V114L40 113V117L42 116V119L44 120L43 116L48 117L49 115H51L50 113L51 107L54 105L55 107L57 106V103H55L54 99H56V95L58 94L59 91L63 92L64 96L65 97L67 96V99L68 97L73 99V103L71 105L68 104V108L66 111V117L68 118L70 115L73 121L75 119L76 112H79L81 107H85V105L87 104L89 105H92V103L94 104L96 100H100V98H103L104 96H106V94L110 91V89L113 92L119 90L118 92H120L123 95V98L128 100L129 102V106L127 110L130 113L131 122L134 123V126L137 130L146 131L144 135V139H147L149 141L148 135L155 136L154 134L155 133L154 132L155 109L152 110V107L150 109L147 106V102L143 99H140L142 101L140 104L142 108L139 109L137 102H135L134 100H131V98L136 97L135 91L137 90V85H136L137 81L135 77L132 78L131 76L132 74L126 73L124 75L123 73H121V70H122L121 65H126V57L123 56V54L125 53L126 47L122 46V44L117 43L115 34L111 35V45L113 49L111 48L109 51H111L112 54L114 52V57L112 59V57L107 54L109 51L107 50V43L104 42V39H102V36L100 34L101 30L99 32V27L105 24V21L103 17L101 16V7H102L100 6L101 1L99 0L100 10L98 13L96 12L97 14L95 13V10L93 7L94 0H80ZM108 5L109 4H107V6ZM10 6L13 7V4H10L9 8ZM118 12H119V17H122V15L126 13L123 10L118 11ZM13 15H14V9L10 8L9 22H11L10 27L12 30L16 27V23L14 22V20H12ZM19 15L20 17L18 18V23H17L18 25H20L21 10L20 12L18 11V16ZM99 18H100V22L98 21ZM31 22L32 21L28 22L29 25H31ZM127 22L128 20L123 21L125 28H127ZM66 24L70 26H67ZM59 25L68 27L67 34H65L64 31H62L61 33L62 46L63 47L65 46L68 48L66 52L69 53V57L71 56V58L75 60L74 65L76 66L73 68V70L69 66H66L64 63H62V61L63 62L68 61L69 57H65V54H62V58L59 59V61L61 60L60 61L61 64L59 67H56V63L54 64V62H57V59H56L57 56L55 54H54L55 56L52 54V56L50 57V54H51L50 47L54 46L56 44V41L59 44L58 30L59 28H61ZM65 36L68 38L67 44L63 42V38ZM116 46H119L118 50L120 54H122L120 57H117ZM121 49H123V51ZM34 58H36V60H34ZM135 58L136 59L139 58V55L137 54ZM118 60L120 64H118ZM160 72L161 74H164L167 72V70L164 67H162ZM134 75L136 76V73ZM57 76H58V81L56 85L50 84L49 81H51V79L53 78H56ZM80 85H83L82 86L83 88L79 87ZM141 85L147 86L146 80H141ZM191 86H194V85H190L189 87L190 90H192L191 88H193ZM75 87L77 88V92L74 93ZM131 91H134L133 96L130 93ZM204 94H205V90H204ZM193 95H195V93ZM200 95L201 97H203L201 93ZM86 96H87V102L83 103L82 100H85ZM196 104L205 106L206 109L213 108V105H214V104H211L209 100L204 101V99L196 101ZM71 119L70 118L67 119V122ZM130 126L131 125H129L127 130L131 129ZM75 127H76L75 124L72 122L71 128L67 130V132H64V136H66V134L69 133L70 130L73 131L71 132L73 136V133L76 130ZM163 127H165L163 129H167L169 127V124L165 122V126ZM162 133L163 134H161V131H160V135L157 137L161 138V140L164 139V142L166 144L162 140V142H160L161 146L169 150L170 154L177 153L176 151H180L181 149V147L179 146L180 144L178 145L176 143L175 144L171 143V140L167 137V134L165 132H162ZM23 134L24 133H22V135ZM121 138L122 140L124 139V137H121V136L116 139L118 140V142H120ZM247 138L248 139L241 138L243 142L246 143V145L243 148L244 157H246L249 161H252V163H254L253 161L255 158L254 153H256V151L253 147L248 148L247 145H250L251 138L249 137ZM167 143H169L171 146L168 144L170 146L169 147ZM62 146L64 147L66 151L69 150V143L67 140L64 142ZM181 153L184 155L183 150H181ZM35 157L36 156L32 148L29 145H27V149H25L22 145V140H21V194L23 193L24 195V193H27L31 195V196L28 195L30 197H27V200H26L27 205L29 203L31 205L32 204L36 205L35 203L38 200V196H37V200L35 198H36V193L39 191L38 189L39 187H37L38 185H36L37 184L36 182L35 183L33 182V180L35 179L34 171L37 166V163H35L36 162ZM197 157L199 158L198 159L199 161L202 160L203 165H207V170L211 171V174L216 175L218 178L225 179L227 176L226 171L228 173H232L230 172L228 168L225 170V168L222 167V163L216 160L215 156L210 153L204 154L202 152ZM195 158H196V155H195ZM120 162L122 163L123 159L120 160ZM120 162L118 163V165L120 164ZM59 171L61 173L63 170L60 169ZM119 172L120 170L118 171V173ZM66 173L67 171L62 172V175ZM69 174H71V172H69ZM118 178L120 179L122 184L126 185V182H127V179H125L126 177L120 178L118 176ZM229 180L231 182V179ZM32 184H33V188H32ZM66 184H67L66 188H68V185H69L68 181H66ZM63 185L64 183L62 184V188H63ZM165 186H168L169 192L172 191L173 188L171 184L167 183L165 184ZM119 187H121V185ZM63 190H65V187L63 188ZM245 192L246 194L244 193L242 194L244 196L242 197V200L246 201L245 199H247L248 203H251L252 201H254L251 203V206H250L252 207V211H253L255 209L257 200L256 198L254 200L252 196H255L256 191L254 193V190L249 191L248 188H246ZM116 193L114 194L116 195ZM177 193L182 194L183 192L178 191ZM113 197H111L112 199L109 198V201L111 200L116 201L117 197L115 199ZM258 200L260 202L264 201V199L262 198ZM193 202H194V199H193ZM208 203L212 205V208L218 207V209H222L218 201L217 203H215L213 202V200H210V202L207 201V204ZM126 205H128V201ZM129 205H132V204H129ZM233 211L239 213L237 215L234 214L238 221L241 220L239 217L245 218L247 215L246 211L241 210V207L234 208ZM197 216L201 218L202 212L200 215H197ZM113 220H117V218ZM248 220L253 221L252 219H248ZM262 223L264 224V219ZM254 228L257 229L258 231L262 230V232H259V234H256V235L259 241L261 239L260 243L264 245L263 227L256 228V226H254ZM250 236H254V235L252 234ZM233 242L236 244L235 241Z\"/></svg>","mask_w":264,"mask_h":264},{"label":"flooded vegetation","instance_id":"flooded-vegetation-1","mask_svg":"<svg viewBox=\"0 0 264 264\" xmlns=\"http://www.w3.org/2000/svg\"><path fill=\"white\" fill-rule=\"evenodd\" d=\"M4 215V214H3Z\"/></svg>","mask_w":264,"mask_h":264}]
</instances>
